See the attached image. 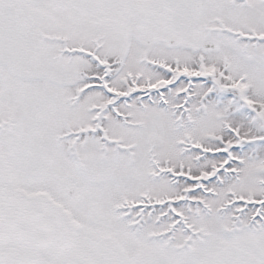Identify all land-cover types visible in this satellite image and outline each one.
I'll use <instances>...</instances> for the list:
<instances>
[{
    "label": "snow or ice",
    "instance_id": "obj_1",
    "mask_svg": "<svg viewBox=\"0 0 264 264\" xmlns=\"http://www.w3.org/2000/svg\"><path fill=\"white\" fill-rule=\"evenodd\" d=\"M0 264H264V0H0Z\"/></svg>",
    "mask_w": 264,
    "mask_h": 264
}]
</instances>
